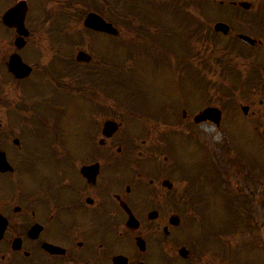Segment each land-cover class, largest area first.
I'll return each instance as SVG.
<instances>
[{
	"label": "flooded vegetation",
	"instance_id": "flooded-vegetation-1",
	"mask_svg": "<svg viewBox=\"0 0 264 264\" xmlns=\"http://www.w3.org/2000/svg\"><path fill=\"white\" fill-rule=\"evenodd\" d=\"M226 1L244 13L238 29L228 23L236 49L226 58L240 62L245 80L264 93V0ZM74 2L0 0V161L7 162L0 167V264H250L264 245L262 205L209 203L198 188L183 186L176 157H158L155 147L152 157L135 156L147 140L104 136V120L117 113L118 37L84 26L107 1L83 0L90 9L82 41L98 35L101 49L105 38L110 55L108 48L96 55L88 47L73 55L56 49L55 14L69 13ZM111 7L106 20L116 25V0ZM79 49L89 62L76 61ZM66 92L95 101L96 128L78 132L57 118L66 100L56 93ZM251 113L260 137L254 151L224 141L221 157L211 159L208 182L219 175L223 192L231 176L255 186L236 188L240 194L262 183L264 100Z\"/></svg>",
	"mask_w": 264,
	"mask_h": 264
},
{
	"label": "rangeland",
	"instance_id": "rangeland-1",
	"mask_svg": "<svg viewBox=\"0 0 264 264\" xmlns=\"http://www.w3.org/2000/svg\"><path fill=\"white\" fill-rule=\"evenodd\" d=\"M75 1L70 6L71 11L69 13L65 14L61 10L55 14V48L60 47L64 49L66 54H72L73 50L76 52L78 48L87 46L95 55L98 54V51L104 52L103 49L108 48L110 55L111 41L105 38H101L103 46L101 49L98 48L97 37L93 36H88L87 44L81 42L83 45L78 43L74 47L71 46L72 42L79 40L80 35H84V31L81 30L82 17L90 9V6L84 5L83 0ZM116 1L118 14L115 17L120 30L119 39H115L116 43H119L116 51L119 84L117 91L119 114L117 113V116L122 118L124 122L119 139H124V133H134L135 137L146 139L147 145L143 149L149 156L152 147L160 145L163 142L161 141L163 134L169 132L171 136L167 138V150L176 156L183 168H186V174L190 176L193 188L201 190L209 203L219 202L218 204H222L224 199L222 187L217 188V185L214 186L208 182V177L212 175V157L207 145L201 139L193 137L192 134L180 131L178 125H180L179 117L182 108H187L188 113H197L207 105H213L209 103L217 101L218 98H224L222 88L233 89L232 93L237 95L235 103L238 102V106L249 103L251 109H254L259 99H264V93L260 88L248 84H238L234 88L233 83L222 79L220 76L221 67L217 61L218 64L215 62V58L221 56L218 48L225 44L228 39H225L223 35L211 33L216 38L215 40L219 39L212 45L207 37L208 27L212 28L216 21L228 20L234 23L244 13L229 5L217 6L216 10L214 6H210L209 9L206 3L208 0H199L198 2L203 3L204 9L202 10V5L195 4L193 0H185L183 6H186L188 12L182 14V22L191 21L194 15L196 19L199 18L203 22L207 31L204 30L205 33L199 31L200 36L195 38L193 33L184 32L176 27L174 28L179 32L163 33L161 29H157L158 25L163 22L171 23L173 16L171 14L153 16L151 13L165 12L167 14V10L173 5L171 0L165 2L162 12L152 7L153 0H150L149 4L146 3L148 0ZM210 1L219 3L221 0ZM109 3L110 0L105 4L107 8L104 7L101 13L103 16L111 18L112 7ZM86 4L89 2L86 1ZM75 13L77 14L76 22ZM233 25L235 28H239V25ZM193 27L195 28L194 25ZM60 31L61 36L59 35ZM221 58L226 59L225 56H221ZM228 79L230 80V78ZM116 90L115 79V93ZM57 95H64L66 100L64 111H58L57 118L66 117V123L71 126L72 130L76 126L78 132L85 130L90 124L96 128L99 116L90 115L96 106L90 95H78L71 92L56 93ZM218 101L220 104L223 103V100L219 99ZM233 105L234 102L230 99L226 106L225 117L232 127V129L229 127V130L234 132L238 142L243 147L253 150L257 143L256 140L259 141L260 137L248 127V124L239 114L234 112L237 109ZM61 107H63L62 104L55 109ZM162 120L169 124L171 129L166 130L165 128L168 126H164ZM228 123L226 122V124ZM199 130L202 133L201 137L209 141L211 149L212 147L215 149L216 143H219L224 135L222 130L218 131L208 123L201 125ZM240 144L238 145L241 146ZM259 145L264 177V143L260 141ZM246 151L249 153L247 149ZM158 155L162 157V154L158 153ZM214 181L216 182L215 177ZM186 183L185 181L184 186ZM231 183L236 188H242V182L236 177H232ZM262 183V191L264 192V179ZM228 194L232 199L239 201L238 203L245 202V199L234 193L231 185ZM251 198L253 203L256 202V199H261L264 202L262 196ZM254 250L260 256H255L254 259L249 260L250 264H264V251L260 247Z\"/></svg>",
	"mask_w": 264,
	"mask_h": 264
},
{
	"label": "water",
	"instance_id": "water-1",
	"mask_svg": "<svg viewBox=\"0 0 264 264\" xmlns=\"http://www.w3.org/2000/svg\"><path fill=\"white\" fill-rule=\"evenodd\" d=\"M86 24L88 26H91V27L99 29V30L116 33V29H114L110 24H106V22L104 20H102L96 14H90L86 19ZM216 29L217 30H225V26L223 24H218L216 26ZM78 57H79V59H82V60H85L88 58L83 52H81ZM207 118H212V119L218 120V110L214 109V108H207L201 114H199L196 117V121L200 122V121L207 119ZM117 127H118V124L115 122H106L104 131L109 133L111 131L116 130Z\"/></svg>",
	"mask_w": 264,
	"mask_h": 264
},
{
	"label": "trees",
	"instance_id": "trees-1",
	"mask_svg": "<svg viewBox=\"0 0 264 264\" xmlns=\"http://www.w3.org/2000/svg\"><path fill=\"white\" fill-rule=\"evenodd\" d=\"M169 12H172L173 14L179 13V14H185V12H188V9L180 4V1L172 5V7L167 10ZM182 20V17H181ZM195 21V18L192 17L191 22Z\"/></svg>",
	"mask_w": 264,
	"mask_h": 264
}]
</instances>
